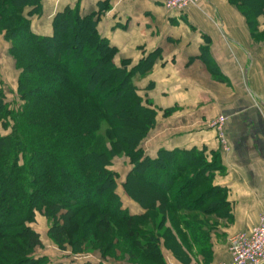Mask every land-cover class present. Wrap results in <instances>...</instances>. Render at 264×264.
Masks as SVG:
<instances>
[{"label":"trees","instance_id":"trees-1","mask_svg":"<svg viewBox=\"0 0 264 264\" xmlns=\"http://www.w3.org/2000/svg\"><path fill=\"white\" fill-rule=\"evenodd\" d=\"M249 1L230 0L245 16L257 39L259 17L264 18V0H256V4ZM259 6H263L262 11ZM41 8L42 0H0V24L4 29L0 33L13 42L11 51L22 70L17 91L23 100L22 105L12 109L0 91V124L10 127L8 134L0 133V264H65L51 263L48 255L37 252L43 241L31 224L36 222L38 212H43L51 223L49 237L62 249L66 248L67 243L70 244L72 254L82 252L74 245L82 243L96 226V232L90 235L87 244L92 248L101 241L102 256L106 258L109 254L105 245L112 242H108L107 230L112 229L113 222L117 221L127 227L129 234L143 236V245H147V248H143L145 256L154 253L157 264H167L160 245L163 232L148 229L147 226L154 227L150 223H155L156 215L161 214L159 222L165 225V232L169 233L167 223L179 227L171 218L182 210H200L207 215L223 214L227 206L226 189L214 185L213 180L216 170H223L224 167L217 154L209 160L203 150L160 149L157 157L152 158L137 147L138 142L155 126L157 112L139 95L133 77L149 71L155 55L141 59L131 69H128L129 59L123 60L121 66L115 64L117 48L99 32L101 16L108 8L106 3L101 2L99 9L89 14H83L79 5L66 6L54 16L53 34L46 36L31 31V20L41 12ZM88 33L98 52L105 53V68L111 73V79L118 77L115 83L119 92L117 96L125 100L123 106L128 111L135 112L138 124L142 126L137 132L140 136L137 142L126 150L131 158L132 170L123 187L142 210L146 209L144 214L124 207L117 192L118 175L110 167L115 153L108 143V137L112 134L120 137L118 134L121 131L134 132V129L115 122L112 128L101 132L104 122L112 124L111 118L115 112L110 109L105 115L101 107L106 96L114 91L106 90V85L100 89L81 86L66 70L65 75L70 77L65 76L52 97L62 99L68 96L71 100L64 119L49 115L48 119L36 118V109H31L30 98L36 93L29 88V67L24 57L17 53V45L26 41L28 48L35 49L44 57L52 56L55 60L64 57L62 63L68 67L70 57L76 59L75 54L85 40L82 35ZM47 47L52 48V54ZM27 65L34 66L32 62ZM89 68L87 66L85 71H89ZM85 71L81 73L85 74ZM54 107L59 110L53 103L40 109L49 111V114L52 110L57 111ZM76 174L84 179L80 180ZM74 176L77 178L74 179ZM133 177L153 191L155 198L151 207L145 206L130 192L128 184ZM84 184H88L89 188ZM83 211L88 213L79 215ZM78 215L79 220L73 219ZM199 217L198 214L180 213L175 220L189 231L191 242L197 245L208 264L212 256L210 231L205 229V223ZM140 220H143V225L139 224ZM82 226L84 230L78 235L75 229ZM84 264L94 263L86 260Z\"/></svg>","mask_w":264,"mask_h":264},{"label":"crops","instance_id":"crops-1","mask_svg":"<svg viewBox=\"0 0 264 264\" xmlns=\"http://www.w3.org/2000/svg\"><path fill=\"white\" fill-rule=\"evenodd\" d=\"M101 2L108 8L99 28L120 58L155 55L150 70L135 77L157 112L145 153L154 158L160 149H198L209 160L217 154L224 167L213 184L226 189L227 206L221 217L199 218L210 231L208 264L229 261L228 237L250 231L264 212V41L230 0H199L181 10L168 9L165 0H42L43 16L32 22L50 23L66 6L92 13ZM219 115L227 117L225 142L210 125ZM142 212L137 206L135 213ZM167 228L160 242L167 264H206L183 224ZM87 257L105 264L99 255Z\"/></svg>","mask_w":264,"mask_h":264},{"label":"rangeland","instance_id":"rangeland-1","mask_svg":"<svg viewBox=\"0 0 264 264\" xmlns=\"http://www.w3.org/2000/svg\"><path fill=\"white\" fill-rule=\"evenodd\" d=\"M249 2H254L256 4V0H250ZM254 8L256 5H253ZM260 11L263 9V6H259ZM104 13V12H103ZM89 14V13H86ZM56 15V14H55ZM54 15V16H55ZM43 16V5L41 8V12L38 15L33 16L42 18ZM103 16V14H102ZM101 16V18H102ZM32 18V20H33ZM262 19H264L262 16L259 17V26L257 30V40L258 41H264V30L260 28V23H262ZM31 20V31L33 33H36L38 35H52L54 32V17L51 19L50 23L43 24V25H33V22ZM0 30H3V25L0 24ZM89 32V31H88ZM99 32L103 35V32L99 28ZM85 40L82 41L81 47L76 52L75 58L73 56L70 57L69 60V66L66 67V64L64 65L62 63L63 58L61 59H54L51 57H44L42 53L38 51H34L35 49L33 48H28L26 41H23L25 44L22 42L17 45L18 46V54L23 58L24 62H26V66L29 67V77L31 79L29 84V88H32L31 90H34L36 93L34 97H31L30 100L32 101V106L31 109H36V112L34 115L36 118L40 119H48V117H53L56 116V119H64V113L69 112V104H71V100L69 99L68 96H65L62 99H58L57 97L52 99V97L55 95L54 92L60 87V85L63 83V79H65V72L66 70H69L71 75L74 76L75 80H77L81 86H87V88H92V89H100L103 88L105 85L106 90H112L114 91L112 94L106 96V101L103 104V112L105 115H107V110H112L115 112L114 117H112L111 122H104L102 127H101V132H104L108 127H113V124L115 122L119 123V125H122L123 127H130L134 129V132H123L121 131L120 137H117V135H110V139H108V143L110 147L113 149V153L115 155L113 156V159L111 161V169L115 171L118 175L117 177V183H118V189L117 192L119 193L121 200L123 202V205L125 208L130 209L131 211L135 212L137 206H139L135 201H133L125 192V189L123 187V184L127 180V176L129 172L132 170V164H131V158L129 155H127L126 150L128 148L133 147V145L137 142L138 138L140 137L139 134L137 133L142 126L138 124L139 120L134 114L135 112L128 111L124 104V99L122 100L121 96L117 94L119 92L116 91V81L118 80V77H114V79H111V73L107 72L108 70L105 68V62H106V57L105 53L103 52H98V48H96L93 45L91 35L85 34L82 35ZM104 36V35H103ZM13 46V42L10 40H7L4 37L3 33H0V91L4 93L6 96V101L10 104V107L12 109L18 108L20 105L23 104V100H21L19 94H18V85H19V77L21 74V69L18 67L17 64V59L14 57L11 48ZM20 46V47H19ZM115 46V45H114ZM44 47V46H41ZM69 47V46H68ZM116 47V46H115ZM117 48V47H116ZM44 49V48H43ZM50 51V54H52V48L47 47ZM70 48H68L69 50ZM100 49V48H99ZM79 53L78 56H76ZM64 54V53H63ZM30 55V58H29ZM102 55V56H101ZM49 56V55H48ZM97 56L102 57V58H97ZM129 59L130 65L128 66V69H131L134 65L138 64L139 61H135L131 58H120L119 57V50L117 48V52L114 56V62L116 65L121 66L123 64V60ZM34 66L27 65L28 63H31ZM78 66L82 68L78 69L76 68ZM89 66V71H85L86 67ZM75 69V70H74ZM86 72L85 74H82L83 72ZM82 72V73H81ZM81 73V74H80ZM83 75V77H82ZM69 76V75H68ZM66 76V77H68ZM135 75L133 77L134 83L138 87V92L139 95L143 97V89L139 87V85L136 83ZM70 77V76H69ZM139 77V76H137ZM137 79V78H136ZM112 80V81H111ZM65 85V84H64ZM69 85V83H67ZM68 95V94H66ZM67 97V98H66ZM127 101H130L127 99ZM48 103H53L54 106H57V108L54 109L57 111H51L49 114L45 109H40L43 108L44 105ZM111 104V105H110ZM49 107V105H47ZM46 108V107H45ZM105 109V110H104ZM46 113V114H45ZM63 116H61V114ZM49 115V116H47ZM221 115L217 116L216 118L212 119L214 121L215 119L219 118ZM227 118V117H226ZM9 119V118H8ZM156 126V124H155ZM155 126L149 131V134L151 131L155 128ZM115 127V126H114ZM10 132V127H5L4 125L0 124V133L5 135ZM123 132V133H122ZM148 134V135H149ZM148 135L144 137L140 142H138V148L145 150L144 149V144L146 143V139L148 138ZM118 141H117V140ZM116 143L114 144L113 141ZM125 148V149H124ZM77 177L80 178V180H83L82 175L76 174ZM74 176V179L77 177ZM85 187L89 188L88 184H84ZM128 188L132 194H134L139 200L144 202L145 206L151 207L153 204V191L147 187L143 186V182H141L140 179L137 177H133L129 184ZM152 197V198H151ZM88 212H82V214L79 215H85ZM184 214V215H193V214H198L202 215L203 213L198 210V211H185L182 210L181 212L175 214L176 216L171 218V220L177 224L178 221L177 215L178 214ZM163 214V213H162ZM79 215L75 216L73 219H78L79 220ZM161 214L156 215L157 219L154 221L155 223H150V225L147 226L148 229H154V231L157 232H165V225L160 224V218ZM216 216H220L221 214H218ZM205 217H209L207 214H205ZM211 217V216H210ZM176 219V220H175ZM114 221V220H113ZM114 224L112 225V229L109 228L107 231L108 233L106 234L108 242H111V244L107 243L105 245L106 247V252L109 254L106 258L102 256L101 252V241L100 243H97L94 245L92 248L88 247V242L90 240V235L94 232H96V226H93L91 231L93 230L94 232L88 233L87 238L83 240L82 243L77 245H74L77 247V249L81 250L82 252L78 254H72V246L70 244L65 245V249L60 248L59 245H57L48 235L49 227L51 226L50 221H48V218L46 215L42 213H37L36 216V222H33L31 226L37 230L43 241L42 247L38 249L39 254H46L48 255L49 259L51 260V263H58V262H64L65 264H84L86 260H91L87 257V254H96L102 257H99L103 260H105V264H157L156 263V255L150 254L148 256H145V252H143V248H147V245H143V236H134L132 234L128 233V229L125 225H121L117 221L113 222ZM139 224L143 225V220H140ZM141 227V226H140ZM143 229V226H142ZM84 230L83 226L81 229H75V232L79 235L81 231ZM99 232V231H98ZM166 234V232H165ZM75 236V233L73 234ZM102 236V234H101ZM88 248V249H87ZM37 253V254H38ZM98 258V259H99ZM94 264H103L102 262L98 261L97 259H94Z\"/></svg>","mask_w":264,"mask_h":264},{"label":"built area","instance_id":"built-area-1","mask_svg":"<svg viewBox=\"0 0 264 264\" xmlns=\"http://www.w3.org/2000/svg\"><path fill=\"white\" fill-rule=\"evenodd\" d=\"M199 0H165V5L170 10L185 9L196 5ZM227 118L221 115L210 123L221 133L223 142V127ZM228 249L231 254L229 261L219 264H264V212L260 215L257 225L250 231H241L228 237Z\"/></svg>","mask_w":264,"mask_h":264}]
</instances>
